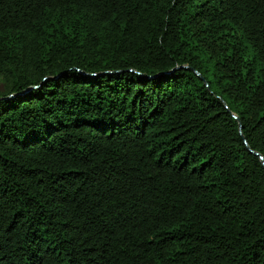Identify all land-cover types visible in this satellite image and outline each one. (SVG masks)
<instances>
[{
    "label": "trees",
    "instance_id": "16d2710c",
    "mask_svg": "<svg viewBox=\"0 0 264 264\" xmlns=\"http://www.w3.org/2000/svg\"><path fill=\"white\" fill-rule=\"evenodd\" d=\"M0 78V264H264V0H0Z\"/></svg>",
    "mask_w": 264,
    "mask_h": 264
},
{
    "label": "water",
    "instance_id": "95a60500",
    "mask_svg": "<svg viewBox=\"0 0 264 264\" xmlns=\"http://www.w3.org/2000/svg\"><path fill=\"white\" fill-rule=\"evenodd\" d=\"M198 74V73H197ZM198 76H200L199 74H198ZM201 77V76H200ZM235 116V115H234ZM236 117V116H235ZM237 118V117H236ZM252 151V150H251ZM254 154H258L257 152H255V151H252ZM260 159L262 160V162H263V157L260 155Z\"/></svg>",
    "mask_w": 264,
    "mask_h": 264
},
{
    "label": "rangeland",
    "instance_id": "374dc122",
    "mask_svg": "<svg viewBox=\"0 0 264 264\" xmlns=\"http://www.w3.org/2000/svg\"><path fill=\"white\" fill-rule=\"evenodd\" d=\"M3 86H2V81H1V78H0V91L2 90Z\"/></svg>",
    "mask_w": 264,
    "mask_h": 264
}]
</instances>
